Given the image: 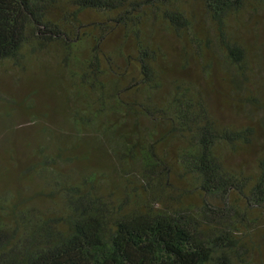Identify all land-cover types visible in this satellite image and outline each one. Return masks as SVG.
<instances>
[{"label":"trees","instance_id":"obj_1","mask_svg":"<svg viewBox=\"0 0 264 264\" xmlns=\"http://www.w3.org/2000/svg\"><path fill=\"white\" fill-rule=\"evenodd\" d=\"M10 66L0 264H264V0H0Z\"/></svg>","mask_w":264,"mask_h":264},{"label":"rangeland","instance_id":"obj_2","mask_svg":"<svg viewBox=\"0 0 264 264\" xmlns=\"http://www.w3.org/2000/svg\"><path fill=\"white\" fill-rule=\"evenodd\" d=\"M2 70L0 76V92L9 91L13 87V75L16 74V71L10 66L9 69ZM5 90V91H4Z\"/></svg>","mask_w":264,"mask_h":264}]
</instances>
